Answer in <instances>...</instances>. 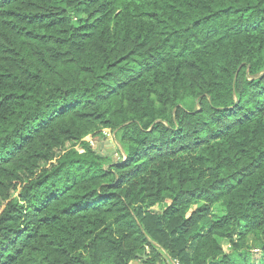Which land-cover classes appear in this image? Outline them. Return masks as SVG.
I'll return each mask as SVG.
<instances>
[{"label": "trees", "instance_id": "16d2710c", "mask_svg": "<svg viewBox=\"0 0 264 264\" xmlns=\"http://www.w3.org/2000/svg\"><path fill=\"white\" fill-rule=\"evenodd\" d=\"M134 261L264 264V0H0V264Z\"/></svg>", "mask_w": 264, "mask_h": 264}, {"label": "rangeland", "instance_id": "374dc122", "mask_svg": "<svg viewBox=\"0 0 264 264\" xmlns=\"http://www.w3.org/2000/svg\"><path fill=\"white\" fill-rule=\"evenodd\" d=\"M190 108L194 109L193 106H191ZM84 140L89 141L91 147H93L101 155L111 157V159L114 162L121 159L120 146L115 138L114 133H111L108 130L107 131L102 130L99 136H93L91 134L85 135ZM109 143H113V146H109ZM101 144H103L104 146L101 147ZM13 197H15V195H13ZM169 205H170L169 202L159 204L153 207L152 209H150V212L157 214L162 213L164 210L168 208ZM261 242H262L261 238L255 235H250L247 238L246 244L248 245L250 251H252L251 252L252 258L255 260H257L260 256L259 251L261 249ZM222 248L225 253H228L230 251V246L226 241L222 242ZM133 264H142V263L140 261H134Z\"/></svg>", "mask_w": 264, "mask_h": 264}, {"label": "water", "instance_id": "95a60500", "mask_svg": "<svg viewBox=\"0 0 264 264\" xmlns=\"http://www.w3.org/2000/svg\"><path fill=\"white\" fill-rule=\"evenodd\" d=\"M103 144H105V143H103ZM103 144H101V147L104 146ZM109 146H113V143H109ZM100 155H101V154H100Z\"/></svg>", "mask_w": 264, "mask_h": 264}, {"label": "crops", "instance_id": "0c3cea01", "mask_svg": "<svg viewBox=\"0 0 264 264\" xmlns=\"http://www.w3.org/2000/svg\"><path fill=\"white\" fill-rule=\"evenodd\" d=\"M131 264H133V262Z\"/></svg>", "mask_w": 264, "mask_h": 264}, {"label": "built area", "instance_id": "2783aa9c", "mask_svg": "<svg viewBox=\"0 0 264 264\" xmlns=\"http://www.w3.org/2000/svg\"><path fill=\"white\" fill-rule=\"evenodd\" d=\"M177 264V263H176Z\"/></svg>", "mask_w": 264, "mask_h": 264}]
</instances>
